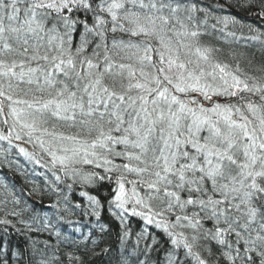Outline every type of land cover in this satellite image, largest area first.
<instances>
[{"label": "snow or ice", "instance_id": "6c2138e0", "mask_svg": "<svg viewBox=\"0 0 264 264\" xmlns=\"http://www.w3.org/2000/svg\"><path fill=\"white\" fill-rule=\"evenodd\" d=\"M228 7L264 21V0ZM241 40L264 47V26L203 0H0V156L47 169L56 196L27 220L0 199V264H86L53 220L73 223L74 185L105 182L116 264H264V61L242 68ZM79 195L99 221L101 199ZM132 218L170 247L146 227L129 249Z\"/></svg>", "mask_w": 264, "mask_h": 264}, {"label": "trees", "instance_id": "16d2710c", "mask_svg": "<svg viewBox=\"0 0 264 264\" xmlns=\"http://www.w3.org/2000/svg\"><path fill=\"white\" fill-rule=\"evenodd\" d=\"M223 2L225 7L220 9L216 5ZM233 0H203V3L208 6L215 14L218 15H230V13L239 14L237 15L240 19L245 20L248 16L252 15V13H245L235 7H228ZM254 18L252 22L258 23V19H256V13H254ZM232 16H234L232 14ZM217 44V46L224 47L227 50V45H222L219 41H212ZM234 48L237 53L242 54L240 57L241 67L246 71H249L248 61L252 62L253 66L258 67L262 61H264V47H261L258 43H253L251 41H243L241 40L237 44H233L231 46ZM226 58V57H225ZM0 147L7 148L9 147L6 142H0ZM25 163L27 160L24 158ZM8 161H11L9 163ZM22 158L20 165L12 160L11 153L9 152L7 155V160L4 159L3 156H0V199H3L7 196L8 191L14 193V195L20 199V204L14 205L11 203L12 197L8 196L9 203L6 206L7 210L15 208L16 211L22 213V217L27 220L30 215V210L32 208H36V211L41 216H53V210L46 207V205L54 202L56 196L50 192L49 183L54 182V177H50L47 173L42 172L39 173L36 169L30 166V169L27 170L22 166ZM21 166V167H20ZM37 167V166H36ZM39 173L42 177L37 175ZM36 189L37 192L33 195H29V193ZM63 188V185H61ZM113 189V186H110L105 182L98 189L92 188H84L81 189L78 186L74 185L73 190L69 192V199L73 200V202H78L81 204L80 209H75L74 213L68 217L73 223L80 224L83 221H90L91 223L99 226L100 223L104 224L105 231L101 233L98 228V239L97 245L94 248L90 245L84 244V242L88 243V239L79 240V245L77 248L72 249L71 251L77 252L79 255H84L86 258V264H116V259L118 254L122 251L120 240L118 239V233H122V226L120 225L119 220L112 216V210L108 206V202L105 200L106 194L110 193ZM80 191H88L89 194L96 195L99 199H101L103 207L100 209V220L98 221L94 216H92L91 208L88 205V201L86 197H81L79 195ZM63 196V192L60 193ZM4 205H0V208H4ZM106 207V208H105ZM86 211L88 215H82L81 212ZM3 215V211H0V216ZM15 220L14 217H10ZM56 226H60L62 233L66 236L67 231L70 229L71 224L66 221H56L54 222ZM67 223V224H66ZM128 225L130 227L131 235L130 238L127 239L126 244L130 249L136 243L137 234L143 230L144 228H148L151 232L153 238L157 240L162 247H170L167 244V237L160 230L152 228L151 226H146L143 221L138 218H132L128 221ZM57 228V227H56ZM138 228L140 229L138 231ZM10 238L12 240L13 248L16 247H26L30 241L24 235H18L14 231H10ZM44 237H40L43 239ZM79 239V238H78ZM83 241V242H82ZM92 241V240H91ZM7 242V241H5ZM53 243V240L51 241ZM77 242V241H76ZM87 249H91L96 253V255L92 254V251H87ZM104 249H108L107 252H104ZM68 251L67 248L64 249ZM159 258L163 259V252L159 253Z\"/></svg>", "mask_w": 264, "mask_h": 264}, {"label": "bare ground", "instance_id": "6f19581e", "mask_svg": "<svg viewBox=\"0 0 264 264\" xmlns=\"http://www.w3.org/2000/svg\"><path fill=\"white\" fill-rule=\"evenodd\" d=\"M11 153V156H12V160H14L16 163L20 164V159H19V156H18V152L16 149H12L10 151ZM27 160V159H26ZM28 161V160H27ZM30 162V161H28ZM31 165L36 167L37 165L33 164L31 162ZM37 207H35L36 209ZM106 208V207H105ZM38 209V208H37ZM139 219V218H138ZM98 228L99 226H96L95 224L91 223L90 221L87 220L86 221H83V222H80V224H77V223H72L71 224V227L70 229L68 230V238L70 239H75L77 241L76 244L74 245H71L69 248H67L68 250H72V249H76L77 248V245H79V240L81 239H88V243L84 242V244L86 245H90L91 247H95V246H98L97 245V239H98ZM140 229L138 228V231ZM79 238V239H78ZM95 240L96 241V245L94 246L92 244V241ZM53 243H55V238H53ZM5 244L7 245V242H5ZM13 250H15L13 248Z\"/></svg>", "mask_w": 264, "mask_h": 264}, {"label": "rangeland", "instance_id": "374dc122", "mask_svg": "<svg viewBox=\"0 0 264 264\" xmlns=\"http://www.w3.org/2000/svg\"><path fill=\"white\" fill-rule=\"evenodd\" d=\"M241 20V19H240ZM243 21V20H241ZM244 23H247V24H252V25H255L254 23L250 22L249 20L248 21H243Z\"/></svg>", "mask_w": 264, "mask_h": 264}]
</instances>
